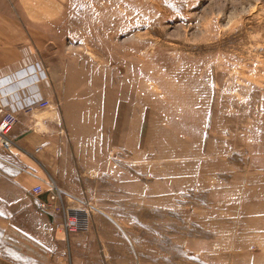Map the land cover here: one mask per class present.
I'll return each mask as SVG.
<instances>
[{"label":"rangeland","instance_id":"1","mask_svg":"<svg viewBox=\"0 0 264 264\" xmlns=\"http://www.w3.org/2000/svg\"><path fill=\"white\" fill-rule=\"evenodd\" d=\"M62 12L57 185L98 209V264H264V0Z\"/></svg>","mask_w":264,"mask_h":264},{"label":"crops","instance_id":"2","mask_svg":"<svg viewBox=\"0 0 264 264\" xmlns=\"http://www.w3.org/2000/svg\"><path fill=\"white\" fill-rule=\"evenodd\" d=\"M18 3L22 10H0V83L31 69L37 82L1 100L18 118L11 135L24 151H6L0 143V264H98V252L92 251L98 243L92 237L97 238L101 223L64 241L53 227L52 213L38 207L50 190L49 177L59 184L58 156L66 131L61 112L40 105L59 102L64 93L66 63H52L48 56L63 0ZM39 186L45 192L40 198L33 191Z\"/></svg>","mask_w":264,"mask_h":264},{"label":"built area","instance_id":"3","mask_svg":"<svg viewBox=\"0 0 264 264\" xmlns=\"http://www.w3.org/2000/svg\"><path fill=\"white\" fill-rule=\"evenodd\" d=\"M36 82L37 76L31 69L19 75H11L5 78L2 84L0 83V143L6 151L14 149L24 151V149L21 148L18 140L11 135V130L18 118L13 111L3 105L1 100L13 95L16 91L30 87ZM40 105L48 108L51 106V102L42 101ZM41 149L42 147H38L36 152H40ZM49 187L50 190L46 198L39 199L38 207L39 212L52 213L55 219L53 222L54 229L61 232L67 240L74 233L88 231L98 210L92 202L65 196L52 177H49ZM33 191L39 198L45 193L41 186L36 187Z\"/></svg>","mask_w":264,"mask_h":264},{"label":"water","instance_id":"4","mask_svg":"<svg viewBox=\"0 0 264 264\" xmlns=\"http://www.w3.org/2000/svg\"><path fill=\"white\" fill-rule=\"evenodd\" d=\"M40 243H42V244L46 245V244H45V243H43L42 241H40Z\"/></svg>","mask_w":264,"mask_h":264}]
</instances>
